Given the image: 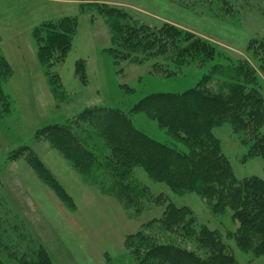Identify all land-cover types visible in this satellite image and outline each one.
Listing matches in <instances>:
<instances>
[{"label":"rangeland","instance_id":"rangeland-1","mask_svg":"<svg viewBox=\"0 0 264 264\" xmlns=\"http://www.w3.org/2000/svg\"><path fill=\"white\" fill-rule=\"evenodd\" d=\"M83 6L79 10L73 3L0 0V54L12 68L1 84L9 101L8 110L0 115V255L4 263H36L37 254L44 249L52 264H139L145 248L138 232L154 243L175 244L206 257L209 251L197 241L201 226H206L217 232L237 264H264V254L238 243L239 222L229 206L214 212L215 201L193 191H174L136 166L123 179L140 195L137 207L131 208L113 196V189H103L85 171L76 169L48 135L38 133L48 125H76L86 108L108 107L122 111L152 138L187 151L167 128L134 110V105L150 93H182L197 86L215 64L238 66L244 62L256 71L259 84L255 87L264 97L263 61L248 49L252 39L264 38V0H233L234 13L223 16L206 1L188 7L179 0H89ZM113 6L127 11L137 24H174L206 38L215 46L216 56L178 70L169 63L167 71L176 72L172 76H166L163 68L154 69L155 63L163 61L160 57L146 58L143 52H133L134 59L115 63L107 49L117 45L108 15L101 11ZM64 16H76L78 26L66 57L55 58L50 67L52 88L38 57L33 29ZM221 81L215 75L209 85L220 91ZM73 128L98 160L103 163L110 158L106 131L99 124L93 127L79 122ZM260 132L264 136V124ZM213 133L235 178L264 180V158L250 156L251 143L243 142L241 132L224 123L215 126ZM29 149L48 170L51 178L45 177L46 181H57L73 204L40 178L25 158ZM169 206L187 208L189 213L184 212L183 219L192 217L191 224L166 226Z\"/></svg>","mask_w":264,"mask_h":264},{"label":"trees","instance_id":"trees-1","mask_svg":"<svg viewBox=\"0 0 264 264\" xmlns=\"http://www.w3.org/2000/svg\"><path fill=\"white\" fill-rule=\"evenodd\" d=\"M179 1L188 7L206 1L208 7L218 9L217 15L220 16L235 11L233 0ZM83 3L81 8L84 7ZM101 11L108 15L107 23L113 33V42L117 45L116 48L107 49L115 63L122 59H134L133 52H143L146 58L160 57L163 61L155 63L154 69L163 68L161 71L167 72L166 76H172L176 72L167 71L169 63H174L178 70L186 65L209 62L216 56V48L208 39L174 24L165 23L160 27L137 24L127 11L115 6ZM125 20L132 23H124ZM77 26L76 16H64L55 21H44L33 29L38 57L52 88L55 84L50 67L55 58L63 60L66 57ZM248 49L257 52V57L261 56L264 73V38L252 39ZM11 74L9 61L0 54V107L4 108L0 115L8 110L9 104L1 84ZM215 75L222 78L220 91L213 90L209 85V80ZM258 84L256 71L246 62L238 66L215 64L213 71L202 78L197 86L182 93H150L134 105V110L145 113L167 128L175 139L186 145L187 151L152 138L135 127L122 111L108 107L86 108L80 113V121L76 125H48L38 133L43 137L48 135L76 169L85 171L103 189H113V196L123 199L131 208L137 207L140 195L134 194L123 179L136 166L145 169L153 179L165 182L174 191H193L215 201L214 212L229 206L239 222L238 243L244 249L262 255L264 180L258 177L244 180L235 178L229 159L222 152L220 140L213 133L215 126L229 123L237 133L243 134V142L251 143L250 156L264 158V136L260 132L264 124V97L255 87ZM79 122H87L93 127L99 124L106 131L104 136L112 155L105 162L98 160V156L78 138V132L73 127L78 126ZM25 158L44 182L45 177L51 178L31 149ZM46 182L52 185L61 199L69 205L73 204L72 198L57 181L52 178ZM184 212L189 213L187 208L169 206L165 213L168 217L166 226L179 222L191 224L192 217L188 218L189 221L183 219ZM136 235L144 240L142 245L145 248L139 264H237L217 232L206 226H201L197 238L199 244L209 251L206 257L175 244L154 243L147 240L149 236L142 232ZM37 256L38 262L33 264H52L44 249ZM0 264H5L1 255Z\"/></svg>","mask_w":264,"mask_h":264},{"label":"crops","instance_id":"crops-1","mask_svg":"<svg viewBox=\"0 0 264 264\" xmlns=\"http://www.w3.org/2000/svg\"><path fill=\"white\" fill-rule=\"evenodd\" d=\"M46 1H53V2H59V3H73L75 5L78 6L79 10H80V5L81 3H83V0H46Z\"/></svg>","mask_w":264,"mask_h":264}]
</instances>
